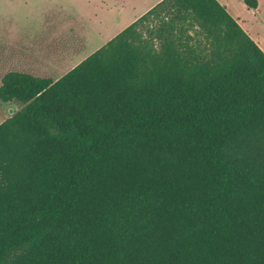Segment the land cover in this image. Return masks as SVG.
Here are the masks:
<instances>
[{
  "label": "trees",
  "instance_id": "1",
  "mask_svg": "<svg viewBox=\"0 0 264 264\" xmlns=\"http://www.w3.org/2000/svg\"><path fill=\"white\" fill-rule=\"evenodd\" d=\"M0 101V264H264V51L217 0Z\"/></svg>",
  "mask_w": 264,
  "mask_h": 264
},
{
  "label": "rangeland",
  "instance_id": "2",
  "mask_svg": "<svg viewBox=\"0 0 264 264\" xmlns=\"http://www.w3.org/2000/svg\"><path fill=\"white\" fill-rule=\"evenodd\" d=\"M25 1H27L26 5H23V0H0V83L2 77L9 71L29 74L30 72L24 69L27 64H34L38 69H42L45 59H52L56 67L49 74L47 73L48 76L41 74L43 76L36 77L57 79L69 66L78 63L72 61L71 65H65V62L58 59L61 55L58 51L46 52L43 46L46 41L51 43L49 44L51 47L48 48L58 49L60 45L64 46L68 40L78 37L80 33L84 36L88 34L87 38L94 37L90 39L93 43L85 45L79 52L77 59L82 60L109 41L110 38H107L106 34L96 36L101 32L96 24H90V26L86 24L88 27L83 28L80 27V23L76 26L78 21L75 10L78 6L90 10L100 5L102 1L111 6L117 5L119 9L123 7L122 10H125V13L122 15L132 17L140 7H147L151 0H92L85 5L83 0H73L71 3L66 0ZM217 1L237 20L249 37L264 48V0H256L255 9L247 8L242 0ZM124 22L125 19L121 18L119 25ZM150 25L153 23H146L142 27L143 36L147 34L146 28ZM190 33L193 34V31ZM25 37L35 38L38 49L34 53H26L20 46L22 41H25ZM11 38L16 40L11 41ZM21 107V104L14 101L9 103L0 101V123Z\"/></svg>",
  "mask_w": 264,
  "mask_h": 264
},
{
  "label": "crops",
  "instance_id": "3",
  "mask_svg": "<svg viewBox=\"0 0 264 264\" xmlns=\"http://www.w3.org/2000/svg\"><path fill=\"white\" fill-rule=\"evenodd\" d=\"M11 1V0H9ZM41 1V0H40ZM67 2L71 3L73 0H66ZM84 1V5L85 3H91L92 0H83ZM101 1V0H100ZM161 0H151L150 4L144 8H139V10L137 12H135L132 17H126L123 16L122 14L125 13V10L119 9L117 8V5L111 6L108 5L104 2L101 1L100 5H96L94 8L90 9V10H86L85 7H77L76 11V15H77V21L76 22V26H78V24L80 23V27H85L86 24L90 26L96 24V26H98L99 30L101 31L100 33L96 34V36H100L102 34H106L107 38H112L114 37L117 33H119L121 30H123L125 27H127L129 24H131L133 21H135L137 18H139L141 15H143L146 11H148L150 9V6H154L155 4H157L158 2H160ZM27 1L23 0V5H26ZM151 7V8H152ZM122 18L125 19V22L121 25H119V20ZM88 27V26H86ZM112 29V30H111ZM87 36H89L88 34H86L85 36L80 33V35L78 37L72 38L71 40H68L67 43L63 46H59L58 49H50L48 47H51V43L49 42H45V44L43 45L45 47L46 52H49L51 50H56L59 52L60 57L58 58L59 60L65 62L64 64L68 66L71 65L72 61H77L78 63L82 61V59H77V56L79 54V52L83 49V47L85 45H90L93 43V40H90L94 37H90L87 38ZM15 38V37H14ZM11 38V41H15L16 39ZM18 40V39H17ZM13 44V43H12ZM16 44V43H15ZM50 44V45H49ZM20 45V44H19ZM37 42L35 41V38H27L25 37V41H22V44L20 46L23 47V50L26 53H34L38 48L37 47ZM257 45L263 50V46L260 45V43H257ZM16 49V48H15ZM264 51V50H263ZM45 64L44 67H42V69H38V67L34 64H27L24 66V69L28 70L30 73L29 75L32 76H43L41 74H49L51 72V70L56 67L53 62L52 59H45ZM67 62V63H66ZM78 63H75L71 66H69V68H67L66 71L62 72L61 75H59V77H61L63 74H65L67 71H69L70 69H72L74 66H76ZM52 66V67H50ZM48 74L46 76H48ZM58 77V78H59ZM56 80V79H54Z\"/></svg>",
  "mask_w": 264,
  "mask_h": 264
}]
</instances>
